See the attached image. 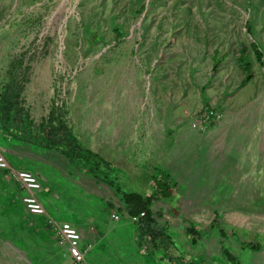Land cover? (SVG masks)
<instances>
[{"label":"rangeland","instance_id":"rangeland-1","mask_svg":"<svg viewBox=\"0 0 264 264\" xmlns=\"http://www.w3.org/2000/svg\"><path fill=\"white\" fill-rule=\"evenodd\" d=\"M0 153V264H64L52 219L72 215L109 221L93 264H161L155 246L165 264H264V0H0ZM161 172L178 190L150 206L153 244L122 192Z\"/></svg>","mask_w":264,"mask_h":264},{"label":"trees","instance_id":"trees-1","mask_svg":"<svg viewBox=\"0 0 264 264\" xmlns=\"http://www.w3.org/2000/svg\"><path fill=\"white\" fill-rule=\"evenodd\" d=\"M117 34H120L118 30L116 31ZM252 49L255 51L257 58L260 60L262 58V52L256 44H251ZM215 56V55H214ZM213 56V69H216L218 66L219 60L216 59ZM244 56L241 54V59L242 61ZM249 76L246 75L244 79L242 80V83H246L249 80ZM65 116L64 110L58 107L57 104L55 106L53 105L50 109L49 115L46 120H44L43 123L47 124H54L55 118H63ZM64 121H59V125H63L64 128H66L63 124ZM92 161L94 163L93 170L98 173L99 168H101L102 164L106 163L103 158H100L98 155H93L92 156ZM152 187L153 191L150 195H143L135 191H125L122 192V198L124 201L125 209L127 210V214L129 219L132 216H138L141 212H143V215L138 218V220L134 222H141L143 225V231H146V234L150 237L151 241L153 244H156L155 238L158 235L157 230L154 228V223L155 219L153 217V212L150 208L151 204L155 199H163V200H168L172 198L175 194L176 191L178 190V184L174 182L171 179V176L167 172H161V174H157L152 176ZM218 217L217 214L215 216L214 221L217 223ZM189 233L193 235V240H198L199 237V232L195 227H190ZM177 250V252L183 254L184 250L182 247H178L177 244H173ZM248 245H251L253 249H259L260 244L255 243V244H250V243H244L243 246L247 247ZM153 254L154 256L157 257V259L160 261L161 264H165L164 261V251L158 247L155 246L153 249ZM225 254L227 257V260L229 261L230 264H237L235 258H233L232 254L230 251L225 250Z\"/></svg>","mask_w":264,"mask_h":264},{"label":"built area","instance_id":"built-area-1","mask_svg":"<svg viewBox=\"0 0 264 264\" xmlns=\"http://www.w3.org/2000/svg\"><path fill=\"white\" fill-rule=\"evenodd\" d=\"M213 113L210 111V114ZM6 159L0 153V168H9ZM11 175L14 177L16 182L21 184L22 191H25V194L22 196V202L25 204L26 209L29 213L33 215H45L46 211L42 203L38 200L36 191L41 188V184L28 170L15 169L11 171ZM143 215L141 212L138 216H132L131 221L138 220L139 217ZM113 217L117 220L119 216L113 214ZM52 223L57 230L58 237L61 243H66L67 251L69 256L76 263H83L85 261V251L81 246V233L74 225L68 221H57L52 219Z\"/></svg>","mask_w":264,"mask_h":264},{"label":"crops","instance_id":"crops-1","mask_svg":"<svg viewBox=\"0 0 264 264\" xmlns=\"http://www.w3.org/2000/svg\"><path fill=\"white\" fill-rule=\"evenodd\" d=\"M41 190H43L42 185H41V188L36 191L37 198L40 202L43 201V199L40 200V198H39V193ZM41 203L43 204L44 202H41ZM61 204H62V202H61ZM45 211H46L45 215H48L49 213L47 212L46 208H45ZM113 214H114V212L110 213V215L108 214V217L110 218V220L112 218H114ZM56 221L58 223H60L62 220H60V221L56 220ZM64 221H68L73 225L75 224L76 226L77 225L80 226L79 230H80L81 237H82L81 238V246H82V249L86 251L85 261L83 263H76L69 256L68 251H67V246H66L64 248V251H65V256H66L65 258H67V260L65 259L64 264H71V263L72 264H93L96 262L97 259L100 260V254L98 253V250H97L100 247V243H98V242H99V238L101 235H103L102 237L109 235V233L107 232V230H108L107 224L109 223V221L106 224L105 221L104 220L101 221V219H99V217H97L95 219H93V217H91L89 220H87V222H85V220H81V219L77 218L76 216H75V218H73V215L71 216L70 219H65ZM112 232L114 233V235H115V233H119L118 235L122 234L121 229L118 227H116V229L113 230ZM54 233L57 236V238L59 239L56 228L54 230ZM94 251H97V252L94 253ZM97 262H98V260H97ZM99 263H101V261H99Z\"/></svg>","mask_w":264,"mask_h":264}]
</instances>
